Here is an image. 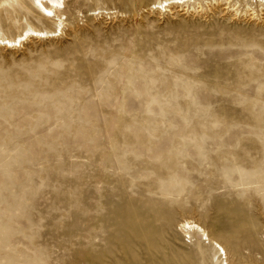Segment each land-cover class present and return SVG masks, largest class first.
<instances>
[{
  "label": "rangeland",
  "instance_id": "obj_1",
  "mask_svg": "<svg viewBox=\"0 0 264 264\" xmlns=\"http://www.w3.org/2000/svg\"><path fill=\"white\" fill-rule=\"evenodd\" d=\"M31 1L0 37L55 28ZM164 1L0 45V264H264V0Z\"/></svg>",
  "mask_w": 264,
  "mask_h": 264
},
{
  "label": "bare ground",
  "instance_id": "obj_2",
  "mask_svg": "<svg viewBox=\"0 0 264 264\" xmlns=\"http://www.w3.org/2000/svg\"><path fill=\"white\" fill-rule=\"evenodd\" d=\"M67 1L69 0H32L31 1L32 6L41 14L42 17L51 18L53 19V21H55V28L53 30H40V29H36L32 27H27L18 36L14 37L13 39L0 37V45L3 44L5 47L12 48V47H16L17 44L18 46H22V42L29 40L32 37L33 38H47V37H53V36H56V34L62 33L63 21L60 18L61 17L60 12L62 11V9L65 8V4L67 3ZM202 1H206V0H202ZM213 1H216V0H213ZM259 1H263V0H259ZM162 3L163 2L158 3L156 5L157 6L156 8L159 9V6L162 7L163 5ZM184 3H185L184 0H165L163 7H167V8H164V11H170L171 8L174 6H185L183 5ZM225 3L229 4L230 2H227L226 0ZM225 8L230 11H233V10L236 11V9L234 7H231L230 5L229 6L226 5ZM180 224L182 228L190 230V231L200 232L202 236L204 235L205 238L208 239L206 231L196 222L185 219ZM212 245L218 251H221V253L224 255V259H225L224 264H232L226 260L227 259L226 251L221 245H219L216 241H212Z\"/></svg>",
  "mask_w": 264,
  "mask_h": 264
}]
</instances>
